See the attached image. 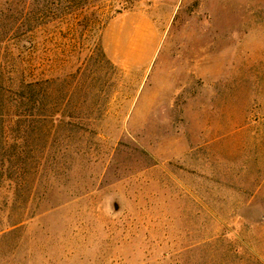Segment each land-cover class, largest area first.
I'll return each instance as SVG.
<instances>
[{"label":"rangeland","instance_id":"1","mask_svg":"<svg viewBox=\"0 0 264 264\" xmlns=\"http://www.w3.org/2000/svg\"><path fill=\"white\" fill-rule=\"evenodd\" d=\"M0 264H264V0H0Z\"/></svg>","mask_w":264,"mask_h":264},{"label":"trees","instance_id":"2","mask_svg":"<svg viewBox=\"0 0 264 264\" xmlns=\"http://www.w3.org/2000/svg\"><path fill=\"white\" fill-rule=\"evenodd\" d=\"M36 85H37V83H36ZM36 85L33 82H27L26 80H22L21 83H19V85H17V88L15 90H23L24 93L22 95H20L16 99V103H15L16 105H9V106H6V107L10 108V106H13V107L19 108V107H26V106L31 105V103H32V95L34 94ZM3 91H4L2 93L3 96L9 97L7 93H11V92L7 91V90H6L7 92L5 90H3ZM16 97H17V95H16ZM5 101L9 103V101L6 100V98H5ZM6 104L7 103H5L4 105H6ZM59 121H61V120H59Z\"/></svg>","mask_w":264,"mask_h":264}]
</instances>
